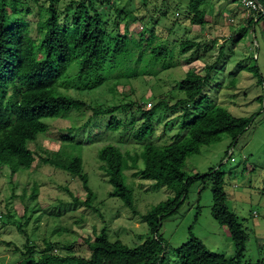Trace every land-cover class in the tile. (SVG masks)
Returning a JSON list of instances; mask_svg holds the SVG:
<instances>
[{
	"label": "rangeland",
	"instance_id": "obj_1",
	"mask_svg": "<svg viewBox=\"0 0 264 264\" xmlns=\"http://www.w3.org/2000/svg\"><path fill=\"white\" fill-rule=\"evenodd\" d=\"M24 1L30 6L29 19L34 24L40 6L33 0ZM83 1L88 0H58L62 21ZM191 1L96 0L106 28L114 37L127 32L130 39L139 41L145 30L148 39L153 32L152 46L166 45L168 57L149 58L151 47L144 45L140 49L132 44V56L125 66L122 60L121 68L105 73L104 84L95 89L80 88L79 70L71 69L70 79L58 89L89 106L119 107L116 115L123 120L124 128L109 131V117H102L98 126L92 122L85 129V124L94 119L92 111L74 110L66 117L48 121V131L31 144L38 155L32 168L14 177L8 168L0 169V264H20L24 260L22 252L30 246L36 258L49 245L53 253L55 249L59 251V256L77 254L84 258L87 246L80 244L82 239L103 230L112 242L121 241L132 248L151 238L144 215L175 193L143 178L138 169L128 170L125 179L134 192V212L111 195L114 188L101 169L99 152L103 146L114 144L135 156L146 144H170L183 112H159L155 134L139 143L133 136L142 124L139 103L155 106L165 101L175 105L184 97L179 84L188 72L205 76L211 66L215 68L211 73L215 82L208 88V101L218 102L237 118L254 119L235 143L225 136L220 143L204 146L200 154L188 159L184 171L191 178L218 169L226 174L228 207L244 222L250 235L245 261L264 264V26L260 23L255 30L245 32L249 28L247 13L233 0H203L201 9L205 11L206 23L194 26L187 16ZM40 2L45 7L50 5V0ZM185 41L197 46L182 54L181 44ZM191 108L201 113L195 105ZM68 137L71 139L66 140ZM231 148L236 162L225 163ZM74 157L84 160V174L88 175L94 195L90 207L81 178L42 161L69 166ZM213 206L212 182L198 180L189 188L181 208L163 220L160 234L169 253L167 264H176L175 254L192 236L216 254L235 256L231 233L214 218Z\"/></svg>",
	"mask_w": 264,
	"mask_h": 264
},
{
	"label": "trees",
	"instance_id": "obj_2",
	"mask_svg": "<svg viewBox=\"0 0 264 264\" xmlns=\"http://www.w3.org/2000/svg\"><path fill=\"white\" fill-rule=\"evenodd\" d=\"M33 1L40 6L39 17L34 24L29 19L32 15L30 6L24 0H1L0 5V169L8 168L12 177L34 166L38 155L31 144L48 131V121L52 119L66 117L74 110L86 109L92 111L94 119L85 124V129L92 122L98 126L102 117H109V131L117 132L124 128L123 120L116 115L121 110L119 107L105 109L99 105L89 106L58 89L61 83L70 79L69 73L73 67L79 70L80 88L95 89L104 84L105 73L110 74L113 69L116 72L121 68L122 60L125 66L132 56V44L140 49L144 45L151 47L149 58L168 57L166 45L152 46L155 42L153 32H150L153 37L148 39L145 30L139 41L130 39L127 32L114 37L106 28L96 0L79 2L69 11L65 22L61 18L58 0H50L47 7L42 6L40 0ZM259 1L264 7V0ZM202 4L203 0H192L188 14L186 12L194 26L206 23ZM260 23L264 26L263 13L258 20L249 18V28L244 31L255 30ZM196 46L193 42L185 41L181 44L182 54H187ZM214 69L213 66L208 67L205 76L188 72L179 84L184 97L175 105L160 101L148 108L144 101L139 103L142 124L133 133L139 143L146 142L155 134L159 112H183L178 132L170 144H146L135 156L114 144L103 146L99 152L101 169L114 188L111 195L120 198L134 212V192L125 179L128 170L138 169L143 178L153 180L158 186L175 193L173 198L144 215L152 237L132 248L121 241L112 242L107 231L103 230L100 234L82 239L80 244L87 246V256L84 258L77 254L59 256L52 252V245L36 258L34 248L27 246L28 249L22 252L24 260L20 264H167L169 253L160 234L162 222L181 208L189 188L198 180L212 182L213 216L222 226L228 227L236 254L231 258L216 254L201 239L192 236L175 254L176 264H249L245 261V254L250 235L244 222L228 207L226 174L218 169L203 177L191 178L184 171L188 159L200 154L204 146L220 143L225 136L235 143L254 119V116L237 118L218 102L208 101V88L215 82L211 76ZM193 105L201 113L194 111L191 108ZM42 161L81 178L88 192L86 204L89 207L92 205L94 195L89 187L88 175L84 174L82 157L71 159L69 166L48 159ZM140 162L143 163L142 168Z\"/></svg>",
	"mask_w": 264,
	"mask_h": 264
},
{
	"label": "built area",
	"instance_id": "obj_3",
	"mask_svg": "<svg viewBox=\"0 0 264 264\" xmlns=\"http://www.w3.org/2000/svg\"><path fill=\"white\" fill-rule=\"evenodd\" d=\"M234 2L238 3L239 6L247 13V17L254 18L255 20L259 19V16L264 11L262 10L261 5L256 0H233ZM233 22V20H232ZM150 108L152 107V103L147 104ZM234 148H231L228 153V158L225 160V163L227 162H236L235 158L233 157ZM257 216V215H256ZM55 253H58V250H54Z\"/></svg>",
	"mask_w": 264,
	"mask_h": 264
},
{
	"label": "water",
	"instance_id": "obj_4",
	"mask_svg": "<svg viewBox=\"0 0 264 264\" xmlns=\"http://www.w3.org/2000/svg\"><path fill=\"white\" fill-rule=\"evenodd\" d=\"M256 1L261 5L259 0H256ZM261 7H262V10L264 11V7L262 5H261Z\"/></svg>",
	"mask_w": 264,
	"mask_h": 264
},
{
	"label": "crops",
	"instance_id": "obj_5",
	"mask_svg": "<svg viewBox=\"0 0 264 264\" xmlns=\"http://www.w3.org/2000/svg\"><path fill=\"white\" fill-rule=\"evenodd\" d=\"M234 2V1H233Z\"/></svg>",
	"mask_w": 264,
	"mask_h": 264
}]
</instances>
